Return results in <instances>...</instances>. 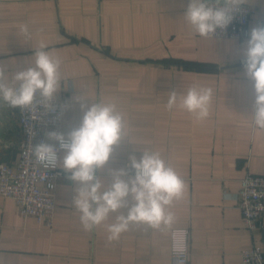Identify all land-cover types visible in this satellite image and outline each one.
Here are the masks:
<instances>
[{
  "label": "crops",
  "instance_id": "crops-1",
  "mask_svg": "<svg viewBox=\"0 0 264 264\" xmlns=\"http://www.w3.org/2000/svg\"><path fill=\"white\" fill-rule=\"evenodd\" d=\"M188 3L0 0V66L6 74L27 67L41 42L62 61L66 88L62 84L55 97L65 102L61 132L82 119L75 99L81 89L93 102H114L130 142L116 146L117 157L108 166L131 175L129 157L139 160L149 149L159 152L186 185L184 197L170 209L176 217L171 228L133 226L109 243L103 226L93 231L81 226L72 207L75 185L60 169L52 227L22 217L14 200L0 196V264H175L173 229L190 232L187 264H240L252 245L264 251V229L250 233L238 208L246 174L264 175V131L253 132L248 118L255 100L242 65L248 38L193 34L183 17ZM245 5L258 13L255 19L264 13V0ZM25 23L32 34L27 43L17 30ZM255 26L253 20L249 31ZM194 86L213 89L211 114L203 121L166 107L170 92L183 94ZM21 140L18 109L0 101V163L19 160Z\"/></svg>",
  "mask_w": 264,
  "mask_h": 264
},
{
  "label": "clouds",
  "instance_id": "clouds-1",
  "mask_svg": "<svg viewBox=\"0 0 264 264\" xmlns=\"http://www.w3.org/2000/svg\"><path fill=\"white\" fill-rule=\"evenodd\" d=\"M247 2L189 0L183 17L193 34L215 38L217 30L224 31L233 14ZM17 30L25 43L31 40L28 24H21ZM46 48L41 42L23 70L6 74L0 66V101L30 113L53 110L56 95L62 84L66 86L60 71L61 59ZM243 55L244 73L253 82L255 94L253 113L248 118L253 132L264 131V26L250 29ZM212 98L211 87L194 86L183 94L170 92L166 107L169 111L179 107L203 121L211 114ZM75 99L83 112L79 125L67 133L47 132V140L56 143L41 142L32 147V152L38 164L49 170H63L75 185L72 207L80 214L83 229L93 231L103 226L108 233L107 241L112 243L133 226L157 231L171 228L176 217L170 209L174 201L184 197L185 181L159 152L149 149L141 151L139 160L135 155L129 157L131 175L125 168L109 167V161L117 157L116 146L125 139L130 142L124 115L116 103L93 102L82 89ZM89 100L90 104L85 103ZM105 174L111 178L110 183ZM110 217L112 222L106 223Z\"/></svg>",
  "mask_w": 264,
  "mask_h": 264
},
{
  "label": "built area",
  "instance_id": "built-area-1",
  "mask_svg": "<svg viewBox=\"0 0 264 264\" xmlns=\"http://www.w3.org/2000/svg\"><path fill=\"white\" fill-rule=\"evenodd\" d=\"M256 14L253 8L244 5L233 14L232 22L224 31L217 30L215 38L247 39L253 20L259 26H264V13L255 19ZM64 108L65 102L58 98L53 101V110L44 114L43 110L30 113L17 108L22 130L20 157L14 165L0 163V196L14 200L22 217H34L47 227L53 224L57 180L62 172L38 164L32 147L47 142V132L62 131ZM238 208L250 233L264 229V175L246 174L238 193ZM189 237L188 229L171 231L170 256L175 264L189 262ZM177 246H180L179 251ZM240 264H264V251L260 246L252 245L243 251Z\"/></svg>",
  "mask_w": 264,
  "mask_h": 264
}]
</instances>
